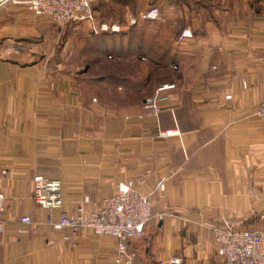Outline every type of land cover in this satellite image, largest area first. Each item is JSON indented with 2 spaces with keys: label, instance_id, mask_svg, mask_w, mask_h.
I'll list each match as a JSON object with an SVG mask.
<instances>
[{
  "label": "crops",
  "instance_id": "obj_1",
  "mask_svg": "<svg viewBox=\"0 0 264 264\" xmlns=\"http://www.w3.org/2000/svg\"><path fill=\"white\" fill-rule=\"evenodd\" d=\"M25 2L0 6V49L15 50L0 57V264H116L114 237L86 230L73 248L45 225L60 211L35 203L37 175L62 182L68 213L135 181L154 216L131 243L136 264H223L214 228L264 227V0H109L125 20L152 6L162 20L109 35L113 61L72 70L49 61L55 24ZM186 28L194 38L178 46ZM165 84L176 88L149 116L145 99ZM24 216L37 225L27 234Z\"/></svg>",
  "mask_w": 264,
  "mask_h": 264
},
{
  "label": "built area",
  "instance_id": "obj_2",
  "mask_svg": "<svg viewBox=\"0 0 264 264\" xmlns=\"http://www.w3.org/2000/svg\"><path fill=\"white\" fill-rule=\"evenodd\" d=\"M10 1L15 0H0V6ZM93 2L94 0H28L25 3L36 16L45 17L62 27L72 23L82 24L92 36L121 35L144 22L162 20L160 8L152 6L138 15H128L124 25L100 22L93 10ZM193 38L192 30L186 28L178 37L177 45L181 46ZM9 55L11 52L7 53V56ZM175 88L174 84L161 85L154 96L145 99L144 108L149 116H159L164 94ZM227 99H231V96ZM256 115L264 116V102ZM176 134L174 131H165L159 133V137L168 139ZM167 181V177H162L155 187V192L164 193ZM32 184V196L38 206L46 211H60L58 221L49 216L45 225L55 231H67L65 240L73 248L77 247V239L81 233L89 230L95 235L111 236L117 240L116 264H136V254L131 250V243L145 238L146 227L154 216L151 196L143 195L136 188L135 181L119 184L116 194L106 200L98 211H90L87 208L91 201L86 197L72 213L62 210L60 180L37 175ZM4 200V195L0 193V236L4 231ZM261 219L264 220V214ZM21 222L28 226L20 231L22 234L29 233V230L37 226L30 216L22 217ZM214 244L217 253L224 260L223 264H264V227L255 230L237 229L231 221L224 220L222 225L214 228ZM172 264H180V260H173Z\"/></svg>",
  "mask_w": 264,
  "mask_h": 264
},
{
  "label": "rangeland",
  "instance_id": "obj_3",
  "mask_svg": "<svg viewBox=\"0 0 264 264\" xmlns=\"http://www.w3.org/2000/svg\"><path fill=\"white\" fill-rule=\"evenodd\" d=\"M25 1L26 0L10 1L7 5L11 4L17 6ZM24 4L26 5V3ZM93 4L100 22L116 23L120 25L126 23L123 7L114 6L115 8L113 9L119 11V15H117V13H111L109 0H94ZM50 31L49 61H54L55 63L58 61L66 62L69 64L66 68L72 70L78 68V66L83 69L86 63L91 61H104L105 63H109V61L114 60L112 58L109 59V34L92 36L84 26L62 27L50 25ZM3 44L4 43L1 45ZM13 51L15 50L12 48L2 47V49H0V57L8 58L11 55L7 56V53L11 52V54H13Z\"/></svg>",
  "mask_w": 264,
  "mask_h": 264
},
{
  "label": "trees",
  "instance_id": "obj_4",
  "mask_svg": "<svg viewBox=\"0 0 264 264\" xmlns=\"http://www.w3.org/2000/svg\"><path fill=\"white\" fill-rule=\"evenodd\" d=\"M109 6H111V5H109ZM113 8H115L114 6H111V8H110V11H111V13H113L114 12V14H116L117 13V15H119V11H115ZM93 10H94V12L96 11L95 9H94V4H93ZM95 14H96V12H95ZM96 16H97V14H96ZM139 61H141V60H139Z\"/></svg>",
  "mask_w": 264,
  "mask_h": 264
}]
</instances>
